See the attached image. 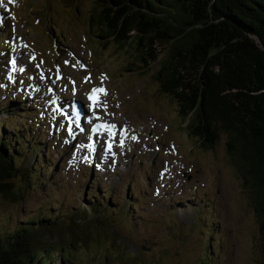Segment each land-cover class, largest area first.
<instances>
[{
	"label": "rangeland",
	"instance_id": "374dc122",
	"mask_svg": "<svg viewBox=\"0 0 264 264\" xmlns=\"http://www.w3.org/2000/svg\"><path fill=\"white\" fill-rule=\"evenodd\" d=\"M96 1L0 0V110H8L0 118L8 129L29 130L16 166L43 165L35 188L19 173L12 182L22 195L0 194V226L13 229L47 208L79 210L85 239L57 264H207L208 230L210 264H264L252 192L227 134L212 147L190 135L155 78L161 63L139 70L133 49L102 39L91 22ZM94 87L106 90L95 108ZM73 108L83 115L70 116ZM101 123L115 125L116 135L94 132ZM107 192L99 224L85 199ZM69 233L63 226L45 239L64 245Z\"/></svg>",
	"mask_w": 264,
	"mask_h": 264
},
{
	"label": "trees",
	"instance_id": "16d2710c",
	"mask_svg": "<svg viewBox=\"0 0 264 264\" xmlns=\"http://www.w3.org/2000/svg\"><path fill=\"white\" fill-rule=\"evenodd\" d=\"M93 11L91 22L100 37L128 53L133 49L139 70L161 63L155 78L177 102L178 115L188 122L191 136L212 147L221 130L227 134L228 151L252 192L264 236V0H97ZM6 111L0 110V117ZM0 124V194L17 197L16 191L22 195L23 188L15 190L12 180L21 173L33 189L43 165L35 160L27 171L16 166L30 147L29 130L24 134L16 127L8 129L1 118ZM39 143H32L35 152L42 147ZM106 196L85 199L97 218L98 204L111 205L107 203L111 193ZM79 214L47 208L13 229L0 226V264L69 261L73 254L64 251L85 239L77 229ZM63 226L71 241L48 243L45 237ZM208 231L211 237L214 232ZM210 237L207 264L212 263Z\"/></svg>",
	"mask_w": 264,
	"mask_h": 264
},
{
	"label": "snow or ice",
	"instance_id": "6c2138e0",
	"mask_svg": "<svg viewBox=\"0 0 264 264\" xmlns=\"http://www.w3.org/2000/svg\"><path fill=\"white\" fill-rule=\"evenodd\" d=\"M12 63L15 64V61L13 60ZM65 63H68V61H66ZM81 66L83 67V65H81ZM57 78H60L58 73H57ZM88 79H89V77H85L86 81ZM101 93L106 94V90L103 87H94L91 90V92L89 94V99L93 102L92 103V107L93 108L98 106L99 94H101ZM105 107H107V105H105ZM97 119H98V117H97ZM115 127H116L115 125H109V124H106V123H101V124H98V125H94L93 126V131L96 132V131H101V130H107L109 132L110 137H114L116 135V133L114 131ZM122 144H123V139H121V145ZM87 147L94 148V145H88ZM111 148H112V141L110 139L108 144H107V150L110 151Z\"/></svg>",
	"mask_w": 264,
	"mask_h": 264
},
{
	"label": "bare ground",
	"instance_id": "6f19581e",
	"mask_svg": "<svg viewBox=\"0 0 264 264\" xmlns=\"http://www.w3.org/2000/svg\"><path fill=\"white\" fill-rule=\"evenodd\" d=\"M72 111H74V114L71 113ZM76 112H77V108H76V109L73 108L72 110H69V111H68L69 115L72 116V117H75L76 115H77L78 117H81V116L83 115V113H84V112H80V114H79L78 112H77V113H76ZM85 113H86V112H85ZM86 114H87V113H86ZM74 121H75V120H74ZM73 124L76 126L75 123H72V126H73ZM79 124H80V122H79ZM90 124H91V121H90ZM93 125H98V124H93ZM118 128H119V127H118ZM107 133H108V132H107Z\"/></svg>",
	"mask_w": 264,
	"mask_h": 264
}]
</instances>
